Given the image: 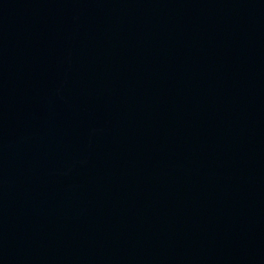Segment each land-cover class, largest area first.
Instances as JSON below:
<instances>
[{"label": "water", "instance_id": "1", "mask_svg": "<svg viewBox=\"0 0 264 264\" xmlns=\"http://www.w3.org/2000/svg\"><path fill=\"white\" fill-rule=\"evenodd\" d=\"M0 264H264V0H0Z\"/></svg>", "mask_w": 264, "mask_h": 264}]
</instances>
